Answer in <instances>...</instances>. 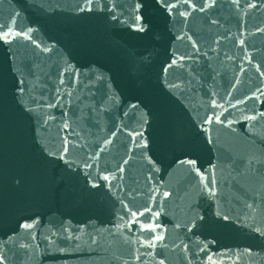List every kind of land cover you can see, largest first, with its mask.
<instances>
[{
	"label": "water",
	"instance_id": "1",
	"mask_svg": "<svg viewBox=\"0 0 264 264\" xmlns=\"http://www.w3.org/2000/svg\"><path fill=\"white\" fill-rule=\"evenodd\" d=\"M5 32L0 264H264V0H0Z\"/></svg>",
	"mask_w": 264,
	"mask_h": 264
},
{
	"label": "snow or ice",
	"instance_id": "2",
	"mask_svg": "<svg viewBox=\"0 0 264 264\" xmlns=\"http://www.w3.org/2000/svg\"><path fill=\"white\" fill-rule=\"evenodd\" d=\"M90 2V0H89ZM167 7L169 8H172V7H175V5H166ZM249 7H255V5H249ZM203 10V8L201 9ZM81 11H83V9H81ZM89 11H91V8H89ZM181 15H184V13H181ZM141 31L143 29H140ZM8 35V33H3V34H0V39H4L6 36ZM5 43H10V41L6 40L5 39ZM190 163H194L193 161H190ZM105 180H107V177H104ZM95 187V185H93ZM165 195H167V193H165ZM24 227H29V225H24Z\"/></svg>",
	"mask_w": 264,
	"mask_h": 264
}]
</instances>
